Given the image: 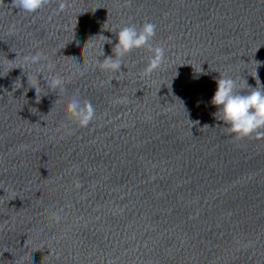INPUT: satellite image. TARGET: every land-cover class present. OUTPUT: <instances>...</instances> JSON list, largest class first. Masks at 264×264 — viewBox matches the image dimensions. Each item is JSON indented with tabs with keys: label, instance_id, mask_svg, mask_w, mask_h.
Returning a JSON list of instances; mask_svg holds the SVG:
<instances>
[{
	"label": "water",
	"instance_id": "obj_1",
	"mask_svg": "<svg viewBox=\"0 0 264 264\" xmlns=\"http://www.w3.org/2000/svg\"><path fill=\"white\" fill-rule=\"evenodd\" d=\"M145 22L163 65L144 75L139 49L102 70ZM255 68L264 86V0H0V264H264V138L235 139L211 103L220 76L246 94Z\"/></svg>",
	"mask_w": 264,
	"mask_h": 264
},
{
	"label": "clouds",
	"instance_id": "obj_2",
	"mask_svg": "<svg viewBox=\"0 0 264 264\" xmlns=\"http://www.w3.org/2000/svg\"><path fill=\"white\" fill-rule=\"evenodd\" d=\"M53 0H11L12 6L25 13H36L45 6L51 4ZM130 3V0H127ZM64 3H61L58 12L64 10ZM14 26H10V32ZM156 35V25L145 22L141 27L135 25L123 26L116 34V44L112 49L114 56L98 61V66L105 71L113 73L121 72L123 58L133 50L147 49L151 52L149 62L144 70V75H150L158 70L165 62V49L161 46H153L152 40ZM106 40H108L105 37ZM103 55V49H102ZM26 64L41 65L43 72L44 65L41 63L47 57L40 52L24 56ZM256 68L260 66V61H254ZM47 71L51 74L55 65L49 62ZM255 68L256 87H250L247 81L244 83L250 91L246 94L237 90V81L230 76H220L217 80V89L211 99V103L217 107L216 118L223 121L228 126V130L237 140L246 138H264V86L260 85L259 77ZM28 84L36 90V102L39 103L40 96L35 84L31 83L29 76ZM111 82V81H110ZM46 83L48 87L56 91L63 90L65 80L59 74L50 75ZM259 85V86H258ZM118 102H124L120 100ZM66 114L79 127H88L96 118V109L90 101H81L72 98L65 106ZM198 123V122H197ZM207 126V125H205ZM204 126V127H205ZM208 127V126H207ZM54 222H60L62 217L58 213H53Z\"/></svg>",
	"mask_w": 264,
	"mask_h": 264
}]
</instances>
